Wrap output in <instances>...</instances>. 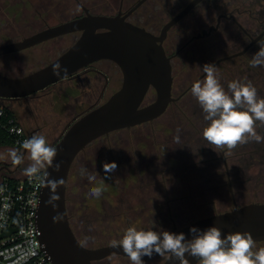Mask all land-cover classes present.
I'll list each match as a JSON object with an SVG mask.
<instances>
[{
	"label": "rangeland",
	"instance_id": "obj_1",
	"mask_svg": "<svg viewBox=\"0 0 264 264\" xmlns=\"http://www.w3.org/2000/svg\"><path fill=\"white\" fill-rule=\"evenodd\" d=\"M88 1L91 3L93 0ZM189 1L148 0L139 11L148 16V20L143 22L145 26L158 34L162 26ZM103 2L96 0L99 5ZM116 2L117 0H112V3ZM263 3L264 0H203L170 28L165 41L166 47L178 50L192 35L200 33L209 24H214L220 12L234 7L242 10L236 14L239 22L243 23L251 35H256L264 27ZM104 8L100 6L95 11L102 12ZM152 8L154 11H149ZM245 8H250L249 12L243 11ZM76 13L78 9L73 0H0V44L28 36L42 28V18H47L49 24H54L57 20L67 19ZM77 37L78 34L72 33L57 41H48L32 49L1 56L0 73L17 77L37 70L66 50ZM246 43L245 34L234 23L222 20L219 30L182 47L183 50L172 60L174 96H178L204 72L206 63L212 64L218 58L236 53ZM261 45H264V40L243 57L224 60L221 64L224 71L217 69V75L225 89L232 80L246 79L257 88L258 95L264 97V66L251 67L249 63L253 53ZM100 65L108 70L109 78L101 100L103 102L120 88L122 75L113 62ZM249 67L252 73L249 72ZM154 96V90L150 89L144 105L151 102ZM44 100L39 97L34 102L41 104ZM19 103L22 104L21 100H12L7 104L16 111L18 122L23 127V124H30L32 119L24 115L23 106L18 107ZM174 105L173 113L167 109L150 123L100 137L75 159L67 179L66 206L68 213L76 215L73 218L74 232L85 247L96 248L114 244V241L118 243L130 225L147 229L153 227L155 222L159 228L171 231L173 225L169 215L174 216L171 217L179 229L199 217L230 209L233 200L227 174L232 184L234 201L238 205L264 202V142L249 140L248 143L227 149L224 166L221 157L226 146L216 147L203 138L202 129L206 121L191 90L182 94ZM44 107L40 114L42 116H39L44 118L43 133L52 144L60 137L63 125L72 115L61 114L63 109L60 104L54 107L55 110L46 107V103ZM78 109L76 108L77 111ZM41 118L37 117L39 124L43 122ZM177 129L180 130V143L174 147ZM24 130L29 135V128ZM256 131L264 135V123L257 122ZM164 142H168L165 147ZM156 147L160 150L157 159L151 155L152 153L155 157L153 151ZM17 148L0 146V169L7 166L10 170H0V179L25 176L23 169L28 165L16 167L10 163L9 153ZM126 157L143 165V175L141 178L138 175L137 181L138 187L140 184L143 191L130 189L121 197L113 179L118 170L122 171L127 167ZM109 162H115L116 168L106 174L103 165ZM135 167L138 168L136 165ZM86 172H96V175L90 178ZM100 180L103 181L102 184ZM89 186H102L101 196L96 198L88 193ZM158 209L161 211L160 216ZM77 219L79 226L75 223ZM260 247H264V241L256 242V248ZM165 258L144 257L146 264H161ZM97 264H131V261L126 256L114 255Z\"/></svg>",
	"mask_w": 264,
	"mask_h": 264
},
{
	"label": "water",
	"instance_id": "obj_2",
	"mask_svg": "<svg viewBox=\"0 0 264 264\" xmlns=\"http://www.w3.org/2000/svg\"><path fill=\"white\" fill-rule=\"evenodd\" d=\"M145 0H139L137 8ZM203 0H190L178 13L171 17L153 34L143 27L125 20V15L107 16L86 14L83 17L67 21L55 27L42 30L16 42L0 45V56L19 52L50 38L70 32H81L76 42L45 66L26 75L11 77L0 73V99H17L30 96L51 84L65 79L81 68L101 59L114 62L122 74L120 88L105 102L79 115L52 146L57 149L53 165H47L44 172L47 180H55V188L42 186L37 225L40 231L42 250L46 252L52 264H94L109 256H126L118 243L89 248L83 246L74 235L69 223L66 208V187L71 166L77 155L90 143L114 131L131 128L160 117L175 100L171 95L172 75L170 58L167 57L163 42L168 31L186 17ZM218 17V23L220 21ZM192 38H202L218 26ZM264 35V30L251 39L256 42ZM241 51L225 56L220 61L242 55ZM59 63L61 69L54 73V66ZM214 64V65H215ZM66 69V71L64 70ZM150 89L155 98L144 105ZM31 135L28 136L30 138ZM26 153L23 149L22 156ZM59 164V168H55ZM5 169L10 172L7 166ZM50 197L51 202L50 201ZM16 222V208L12 225ZM210 225L218 227L222 235L235 231H248L255 242L264 241V202H250L238 205L233 201L226 211L197 219L182 228H173L172 232H184L188 235L189 227L204 229ZM15 231V227L6 229L1 237ZM157 256V255H153ZM161 264H179L169 255ZM189 264L199 262L185 254Z\"/></svg>",
	"mask_w": 264,
	"mask_h": 264
},
{
	"label": "clouds",
	"instance_id": "obj_3",
	"mask_svg": "<svg viewBox=\"0 0 264 264\" xmlns=\"http://www.w3.org/2000/svg\"><path fill=\"white\" fill-rule=\"evenodd\" d=\"M249 63L251 67L264 66V45L253 53ZM59 69L61 65L57 63L54 73ZM204 72L205 78L193 82L190 89L206 121L202 129L203 138L211 145L226 146L229 150L249 140L264 142V135L256 131L257 122L264 123V97L258 95L253 83L246 79L232 80L225 89L214 64L206 63ZM179 131L177 129L175 136L177 144L180 143ZM22 148L31 161L23 169L24 174L29 178H39L41 186L55 188L56 181L47 180L48 173L43 170L47 165H53L57 149L40 133L24 140ZM9 155L13 163H22V156L17 150H12ZM55 168L58 169L59 164H55ZM103 168L107 174L116 168V164L105 163ZM86 174L91 178L96 172ZM87 191L99 198L103 187L89 186ZM118 244L131 264H146L144 257L151 259L153 255L166 254L178 260L179 264H189L185 254L195 258L199 264H264V247L256 248L250 232L235 231L222 235L215 225L204 229L191 226L188 235L159 228L155 222L153 227L147 229L130 225Z\"/></svg>",
	"mask_w": 264,
	"mask_h": 264
},
{
	"label": "flooded vegetation",
	"instance_id": "obj_4",
	"mask_svg": "<svg viewBox=\"0 0 264 264\" xmlns=\"http://www.w3.org/2000/svg\"><path fill=\"white\" fill-rule=\"evenodd\" d=\"M103 1L104 2L99 5V4L96 3V0H93L91 3L88 0H73V2L75 3V5H76V7L78 9V13L70 16L67 19L57 20L54 24H49L47 22V18H42L43 27L42 28H39L36 31H34L32 34L37 33V32H40V31L45 30V29H48L50 27L58 26V25H60L62 23H65L67 21H70V20H74V19L83 17V16H85L88 13L89 14H92V15H107V16H116V15L124 16L125 15V20L128 21L129 23L134 24V25L139 26V27H143L147 31H149V32H151L153 34H156L150 28H148L147 26H145V24L143 23L144 21L148 20V16H145L143 14L144 12H140L139 11V9L145 3H147L148 0H145L141 5H139L135 9H133V8L135 7L136 3L139 0H132V1H128V0H117L116 3H112V0L111 1L110 0H103ZM100 6H102V7L104 6L105 7L104 10H102V12H96L95 9L98 8V7H100ZM249 10H250V8H248V9L245 8L243 11L249 12ZM149 11H152L153 12L154 11V8H152ZM239 11H242V10H240L237 7H234V9H230V10H226V11L220 12L217 15V17H216L214 24H209L206 29H202L201 30V32H202L203 30H208L210 26H216L217 23H218V17H220V16H221V18H220V21L218 23L217 28L215 30H211V32L209 34L203 36L202 39L205 38V37H207V36H210L213 32H216L217 30H219L220 29V26H221V21L222 20L231 21L232 23H234L238 27V29L243 34H245V36L247 38V43L245 44V46L242 49H244L246 46H248V48H247V50L242 55H239V56H236V57H233V58H237V57L238 58H241V57H243L257 43H259V42H261V41L264 40V35H263V36H261V38L259 40H257L254 43H251V39L252 38H255L257 35H259L264 30V27L262 28V30L258 34L251 35L248 32V30L245 29L243 23L242 22H239V20L236 18V14ZM259 24H262V23H259ZM72 33L78 34V37L76 38V40L79 38V36L81 34V32H70V33H67V34L59 35V36L50 38L49 40H46V41H44L42 43H39V44H36V45H34L32 47H29L27 49H24V50L32 49L33 47H36V46H38L40 44H44V43H46L48 41H52V40L53 41H57L61 37L66 36V35H69V34H72ZM32 34H30V35H32ZM30 35H28V36H30ZM194 36L195 35H192L184 43V45L182 47L184 48L187 44H190L193 41H197V40L201 39V38H192ZM25 37H27V36H21L17 40H11L10 42H16V41L22 40ZM76 40L71 45H73L76 42ZM165 41H166V39L163 42V47H164V50L166 52L167 57L170 58V64H171V68H172V70H171V75H172L171 95H172V97L175 98V100L168 105V107H169L172 103H174L177 100H179V98L182 96V94H185L188 91V89H191V85H192L193 82H195L197 80H203L205 78V72H203L201 75H199V77H197L196 80L193 81L178 96H174V92H175V90H174V84L175 83H174V77H173V74H172V71H173L172 60L175 57H177V55L180 53V51L183 50V48L180 47L178 50H172L173 47H171V48L167 49L166 44H165ZM10 42H5V43H10ZM5 43H2V44H5ZM24 50H22V51H24ZM19 52H21V51H19ZM19 52H14V53L5 54V55H11V54L19 53ZM2 56H4V55H2ZM221 58H223V57H221ZM221 58H218L216 61H218ZM216 61H214L212 64H215ZM50 62H47L46 64H48ZM223 62L224 61H220L219 63L215 64L216 68L218 70H220V71H224V68H221V64ZM102 63H112V61L111 60H107V59H101V60L95 61V62L90 63L89 65L81 68L80 70H78L77 72H75L74 74H72L71 76H69V77H67L65 79H62V80H60V81H58V82H56L54 84H51L48 87H46L45 89H43L41 91H38V92H36V93H34V94L30 95V96L22 97V98H17V99H9V100H16V101L21 100V103L22 104L19 103L18 104V107L23 106V110L25 111L24 115H26L28 118L32 119V120H30L32 122H29L30 124H25V125L23 124V127L24 128L21 126L23 128V130L24 129H27L28 130V128H29V135H31V136L34 135V134H37V133H40V134H43L44 135V133H43V130H44V128H43L44 127L43 126V124H44V118H41L40 116H42V115H40V114H41V111L45 108L44 107V104L45 103H46V107H49L51 110H53V109L55 110L54 107L56 105L60 104L62 106V109H63V111H60V113L62 112L61 114H64V115H70L71 114L72 115L71 118L63 125V128L61 130V134H62L63 131L66 130V128L79 115H81L84 112L88 111L89 109H91V108H93V107H95V106H97V105L105 102L106 100L103 101V102L101 100H102V98L104 96V93H105V91L107 89L109 78L107 76L108 70H106L104 66L100 65ZM45 65H43V66H45ZM43 66H41V67H43ZM249 70H250L249 72L252 73L251 67H249ZM254 75H255V73H254ZM254 75L252 74V76H254ZM37 93H39L41 95H37ZM39 97L45 99L44 100V103L38 104L37 102H34L35 99H37ZM154 98H155V96L152 98V101L154 100ZM76 108H79L78 109L79 111H77ZM37 117L42 119V121H43L41 123L42 125L39 124V121H38ZM154 120H152V121H154ZM152 121L145 122L143 124L150 123ZM140 125H142V124H140ZM131 128H133V127H131ZM127 129H130V128H127ZM24 133H26L25 130H24ZM29 135H27V136H29ZM53 144H54V142L51 145H53ZM85 149H83L82 151H84ZM226 150H227L226 147L222 150V157H221L222 158L221 160H223V162H224V166H226V155H225V153H226L225 151ZM22 151H23V148L22 147L17 148V152L21 156H22ZM154 154H155V152H154ZM151 155L153 156V158H156V157H154V155L152 153H151ZM10 163H11V165H14L15 164L16 167H20L21 165H29L31 163V161H30V159L28 157V154L26 152L22 156V163H19V164L13 163L12 162V159H11V162ZM227 178H228L229 192H230V194L232 196V200L234 201L232 184H231V181L229 180L228 174H227ZM67 187H66V189H67ZM66 208H67V206H66ZM75 216L74 215L72 216L70 213H68L69 223H70V226L72 228V231H73L74 235H75V232H74L75 231V225H74L73 218H75ZM78 222H79V219H77L76 222H75L79 226L80 225V222H79V224H78ZM172 225H173L172 230H173L174 227L177 228V225L175 224V222H172ZM76 238H77V236H76ZM77 240L79 241L78 238H77ZM97 262H99V261L94 262V264H97Z\"/></svg>",
	"mask_w": 264,
	"mask_h": 264
},
{
	"label": "built area",
	"instance_id": "obj_5",
	"mask_svg": "<svg viewBox=\"0 0 264 264\" xmlns=\"http://www.w3.org/2000/svg\"><path fill=\"white\" fill-rule=\"evenodd\" d=\"M9 132L19 137L16 147H22L28 139L20 125L11 124ZM41 190L40 179L36 177L0 179V264H52L42 250L37 225ZM15 208L16 222L12 225ZM10 227H15V231L1 237Z\"/></svg>",
	"mask_w": 264,
	"mask_h": 264
},
{
	"label": "trees",
	"instance_id": "obj_6",
	"mask_svg": "<svg viewBox=\"0 0 264 264\" xmlns=\"http://www.w3.org/2000/svg\"><path fill=\"white\" fill-rule=\"evenodd\" d=\"M11 101L12 100H9V99H0V110H1V114H0V146H15L16 140L19 139V137L17 135L12 134V133L9 132V127H10L11 124L20 125V123L18 122V115H17L16 111L10 105H8L9 103H11ZM173 108H175L174 103H172L168 107L170 113H171V111H172V113L174 112ZM24 134L27 135L26 133H24ZM181 135H183V134H181ZM21 139H23V137H21ZM97 141L98 140L94 141L90 145H93ZM163 144H164V147H165V146L168 145V142L167 143L164 142ZM177 145L178 144L176 143L174 147H177ZM18 148H20V146H18ZM153 152H155V157L158 158V156L160 155L159 148L156 147V149H154ZM127 158L128 157L125 158V163L127 164V167L124 168L122 171L118 170V172L115 173V176H114V179H113L114 182H115L114 186L117 185V187H118L117 190H118V193H119V195L121 197L123 195L125 196L127 194L128 190H130V189L131 190H136L137 189V190L143 191V189L141 188L140 184H139V187H138L137 181H139L138 175H140V178L143 175L142 172H144V167H143V165H140V163L139 164L138 163L137 164L134 163L133 159L130 161ZM135 165L138 168H136ZM140 166H142V169H140ZM178 170H179V168H177V171ZM101 181L102 180H100V183H101ZM128 184H129V186H127ZM157 184H159V183H157ZM138 194H140V193H138ZM144 196L146 197V194H144ZM167 207L169 208V206H167ZM157 213L160 216L161 211L158 209ZM171 216H173V215H171ZM171 216L169 215L168 217L170 219V223L172 224V222H175V220L173 218L174 216L173 217H171ZM178 216L176 215V217H178ZM206 216H208V215H206ZM206 216H204V217H206ZM160 218H159V221H160ZM200 218H203V216L199 217L197 219H200ZM197 219H195V220H197Z\"/></svg>",
	"mask_w": 264,
	"mask_h": 264
},
{
	"label": "crops",
	"instance_id": "obj_7",
	"mask_svg": "<svg viewBox=\"0 0 264 264\" xmlns=\"http://www.w3.org/2000/svg\"><path fill=\"white\" fill-rule=\"evenodd\" d=\"M21 118V117H20ZM19 121V120H18ZM4 178V177H3Z\"/></svg>",
	"mask_w": 264,
	"mask_h": 264
}]
</instances>
